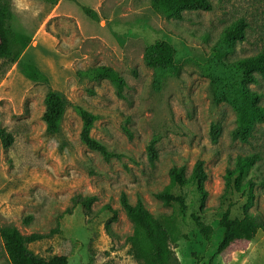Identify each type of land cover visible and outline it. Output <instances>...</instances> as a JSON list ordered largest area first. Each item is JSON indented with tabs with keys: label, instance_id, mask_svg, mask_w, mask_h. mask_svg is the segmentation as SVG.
<instances>
[{
	"label": "rangeland",
	"instance_id": "1",
	"mask_svg": "<svg viewBox=\"0 0 264 264\" xmlns=\"http://www.w3.org/2000/svg\"><path fill=\"white\" fill-rule=\"evenodd\" d=\"M210 1V11L168 19L150 0H60L55 6L44 0H2L13 14L11 27L32 37L22 60L37 66L49 82L31 81L17 64L0 58V131L14 137L9 148L0 138V232L15 226L26 237L44 235L28 245L44 259L63 255L69 264H141L128 239L134 225L122 194L133 205L141 199L156 216L176 217L155 193L169 184L173 167H185L190 176L202 160L208 174L206 205L213 209L202 217L214 228L213 238L207 242L190 216L185 222L176 217L174 264H264V231L217 253L223 230L221 213L214 209L221 204L227 170L239 156H259L250 211L264 223V124L249 142L235 140L236 113L227 102L215 101L207 73L212 47L239 19L249 24L247 38L232 57L264 52V0ZM85 8L97 12L99 21ZM159 40L175 50L169 72H157L145 61L146 48ZM96 65L110 66L125 78L121 97L108 80H80L78 71ZM251 87L263 93L264 102V82ZM50 88L66 99L53 134L43 120ZM80 108L96 116L91 134L109 157L82 142ZM212 126L221 131L216 142ZM152 141L158 152L154 162L148 153ZM185 192L191 213H199L196 188L189 185ZM77 195L95 197L89 216L74 201ZM28 216L32 219L26 222ZM181 235L185 238L175 240ZM0 264H10L1 236Z\"/></svg>",
	"mask_w": 264,
	"mask_h": 264
},
{
	"label": "trees",
	"instance_id": "2",
	"mask_svg": "<svg viewBox=\"0 0 264 264\" xmlns=\"http://www.w3.org/2000/svg\"><path fill=\"white\" fill-rule=\"evenodd\" d=\"M51 5H57L60 0H44ZM152 8L162 13L168 19H181L185 12L210 11L213 6L210 0H150ZM86 14L95 21H99L97 12L90 8L84 9ZM13 14L9 5L0 0V58L10 59L17 64L22 74L34 82H49V77L37 66L24 62L22 56L32 42V37L16 32L11 27ZM249 27L245 19H239L227 27L217 43L212 47V58L208 64L207 73L213 87L215 101L227 102L236 113V128L232 132L235 140L249 142L257 126L264 124L263 93L255 90L251 85H261L264 82V52L250 57L234 58L236 45L246 40V31ZM145 61L157 72H169L176 64V54L173 46L165 40H159L146 48ZM80 80L110 81L121 97L126 86V80L116 70L106 65H96L77 73ZM45 112L43 120L47 131L55 133L65 110L66 99L64 94L50 88L45 97ZM79 113L83 120L81 132L82 142L92 150L109 157L107 147L92 137V129L96 116L90 111L80 108ZM220 129L212 126L211 136L214 142L220 136ZM0 138L5 148L12 146L14 137L5 129H1ZM149 160L154 162L158 157L155 142L148 146ZM259 159L257 155L239 156L233 169H228L225 176L226 186L220 197L221 213L219 228L223 230L222 240L217 249L218 254H225L237 242H250L260 231H264V223L250 211L255 200L256 183L252 172ZM170 182L155 197L165 206L172 207L176 217L182 222L190 216L200 234L207 242H211L214 228L207 224L202 215L213 211L206 205L208 191L206 182L208 174L205 163L199 160L191 173L187 175L185 167H173L169 173ZM194 186L199 197V213H191L193 205L188 203L185 187ZM245 199L242 206L240 200ZM95 197L77 195L74 201L83 208L84 214L89 216ZM121 204L134 225V232L129 236V242L134 257L141 264H174L177 262L171 248L172 234L176 225L173 215H154L139 199L136 205L130 203L126 194L121 196ZM105 209H110L109 206ZM32 216H28L29 222ZM0 236L4 243L5 252L10 264H69L66 256L56 255L44 259L29 249L28 245L45 238L41 234L24 236L15 226H6L1 229ZM185 238L177 236L175 240Z\"/></svg>",
	"mask_w": 264,
	"mask_h": 264
}]
</instances>
